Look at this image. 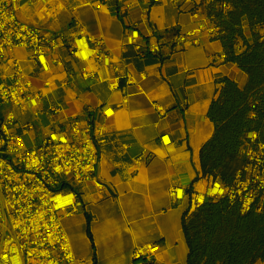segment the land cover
Here are the masks:
<instances>
[{"label":"crops","instance_id":"obj_1","mask_svg":"<svg viewBox=\"0 0 264 264\" xmlns=\"http://www.w3.org/2000/svg\"><path fill=\"white\" fill-rule=\"evenodd\" d=\"M28 1L19 3L18 14L23 21L58 35L75 31L77 23L87 34L104 37L111 49V62L126 60L143 89L138 92L134 85L122 81L119 90H110L107 79L113 70L102 64L89 65L99 70L100 78L83 79L80 70L84 64L71 55L68 46L59 50L63 64L50 71L34 64L29 50L14 51L24 71L34 79L33 91L45 96L27 111L14 108L19 124L33 122L32 112L40 110V122L34 121L35 129L26 135L28 142H40L46 130L68 132L67 122L73 116L83 123L94 119L106 127L107 140L98 146L97 169L104 188L92 181L77 185L83 205L64 220L77 258L81 264H129L137 246L158 243L160 250L154 260L138 264H186L189 248L182 218L189 203H175L169 190L173 186L202 188L200 149L214 130L207 113L216 81L229 77L243 88L247 74L237 64L224 60L220 41L206 37L199 45L165 48L158 56H139L134 46L123 44L127 24L135 21L146 37L168 38L195 27L190 14L169 0H132L135 5L124 14L117 0H107L99 10L81 6L72 11L70 5L74 3H69L58 20L41 19L39 8L29 6ZM146 8L149 12L145 17ZM128 94L132 96L125 103ZM52 103L62 107V114H48ZM103 105L111 110L110 115H103ZM156 105L166 110L165 116L159 115ZM9 109L0 107L1 115ZM163 135L171 143H162ZM143 149L153 158L134 170L133 158ZM87 215L91 218L92 239Z\"/></svg>","mask_w":264,"mask_h":264},{"label":"built area","instance_id":"obj_2","mask_svg":"<svg viewBox=\"0 0 264 264\" xmlns=\"http://www.w3.org/2000/svg\"><path fill=\"white\" fill-rule=\"evenodd\" d=\"M107 0H29V6L39 8L43 20H58L69 3L72 11L81 6L101 9ZM158 2L161 0H153ZM181 11L196 21L195 27L178 31L172 36L146 37L140 30V23H128L123 35V44L136 48L139 56L161 55L165 48L170 50L199 45L206 37L218 40L225 31L216 20L210 5L228 12L231 5L216 0H169ZM121 13L135 5L132 0H117ZM20 0H0V107H11L0 115V264H81L65 229L64 220L78 213L83 202L76 186L94 182L100 189L104 185L97 178L100 160L99 145L106 142V127L94 119L86 123L73 116L67 122L69 131L46 130L38 143L28 142L26 135L40 122V110L32 112L34 121L18 123L14 108L27 111L32 105L44 99L33 91L34 79L27 74L18 58L16 49L30 51V59L45 71L63 63L60 48L68 49L84 66L80 70L83 79L100 78L98 69L90 64L112 67L113 75L107 79L110 90L121 88L122 81L134 85L142 92V84L124 59L111 62V49L106 39L86 33L76 23V30L66 35L49 33L35 23H28L19 17ZM149 8L144 10L145 17ZM143 17L144 19H146ZM225 58V55H223ZM142 75L141 79H144ZM46 85H50L46 81ZM63 85H67L66 82ZM132 94L126 95L127 103ZM160 116L166 110L156 105ZM57 104H49L48 114H62ZM110 115L104 106L101 111ZM162 143H171L167 135ZM248 142L243 150L246 164L238 171L233 185H224L219 179L202 177L201 189L173 186L169 196L178 204L188 201V212L208 199L227 198L240 207L242 213L264 204V143L259 134L249 132ZM153 154L143 149L133 158L132 168L138 170L152 160ZM160 250L158 243L137 246L129 264L149 263Z\"/></svg>","mask_w":264,"mask_h":264},{"label":"trees","instance_id":"obj_3","mask_svg":"<svg viewBox=\"0 0 264 264\" xmlns=\"http://www.w3.org/2000/svg\"><path fill=\"white\" fill-rule=\"evenodd\" d=\"M231 5L228 12L210 5L225 33L220 41L225 61L247 74L241 88L229 78L217 79L207 116L214 130L200 149L201 177L224 185L237 181L246 164L243 153L249 132L264 143V0H216ZM198 177L196 178V180ZM88 234L90 231V215ZM189 248L186 264H255L264 261V204L242 213L227 198L208 199L182 218Z\"/></svg>","mask_w":264,"mask_h":264},{"label":"rangeland","instance_id":"obj_4","mask_svg":"<svg viewBox=\"0 0 264 264\" xmlns=\"http://www.w3.org/2000/svg\"><path fill=\"white\" fill-rule=\"evenodd\" d=\"M0 115H1V112H0Z\"/></svg>","mask_w":264,"mask_h":264}]
</instances>
